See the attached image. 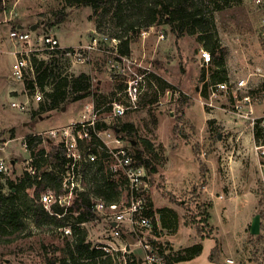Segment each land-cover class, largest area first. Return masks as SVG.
Segmentation results:
<instances>
[{
	"label": "rangeland",
	"instance_id": "1",
	"mask_svg": "<svg viewBox=\"0 0 264 264\" xmlns=\"http://www.w3.org/2000/svg\"><path fill=\"white\" fill-rule=\"evenodd\" d=\"M241 1L247 17L236 23L213 10L210 0H200L226 50L229 79L248 81V91L255 98V116L261 117L264 115V8L254 6L251 0ZM109 2L117 4L116 0ZM115 4L106 6L109 12L96 13L91 6L76 5L71 0H7L9 20L5 23L0 12V40L1 37L12 40L17 50H32L30 54L47 61L50 54L40 36H53L59 41V50L74 49L73 53L56 55L57 71L62 75L85 72L92 88L83 100L68 103L61 109L41 110L42 103L35 105L33 92L26 89L24 82L10 79L15 57L0 50V160L8 167L2 172L3 192H9L8 179L17 181L33 165L25 138L43 135L42 144L48 156L39 162L40 173L56 168L51 152L60 139L48 141V132L83 120L84 114H90L87 111L90 105V110L97 112L99 127L108 132L104 135L108 146H117V138L122 146L132 150L134 157L140 150L143 158L151 161L154 170H147L146 180L155 215L150 229L132 230L124 225L120 236L115 238L111 213H98L97 220L81 226L88 242L112 243L120 249L127 246V253L133 256L134 249L143 250L145 255L147 243L165 254L176 250L175 247L183 251L204 243L200 256L183 264H213L212 261L223 264L224 258H233L237 264H264V211L259 167L249 137L250 121L234 114L230 100L223 94L206 99L212 101V106L204 101L202 91L206 84L212 85L210 75L216 62L212 58L209 64L202 65L204 44L199 41V29L188 27L178 36L165 23L146 26L145 13L139 15L136 2L126 4L122 14L125 23L119 24L114 16ZM127 22H133L136 27L129 29ZM19 25L32 31L30 42L17 43L10 36ZM125 39L129 40V55L120 52L119 46ZM203 71L207 76L202 82ZM31 76L28 67L26 80ZM49 82L50 79L40 92H47ZM136 85L139 94L135 105L116 119L115 105H128L130 98L126 92ZM26 97H30L31 103L28 110L12 107L13 102ZM90 143L99 145L95 140ZM119 178L121 199L129 202L123 189L125 179L122 175ZM25 194L28 199L33 198L34 188L26 189ZM72 200L70 207L74 205ZM217 202L219 209L214 206ZM167 206L173 208L172 213ZM225 209L230 212L227 216ZM67 217L71 223L75 222V216ZM28 222L31 230L28 236L12 243L0 242V264L68 262L75 240L72 232L64 233L55 226L39 229L32 214ZM221 248H226L224 258L220 255Z\"/></svg>",
	"mask_w": 264,
	"mask_h": 264
},
{
	"label": "trees",
	"instance_id": "2",
	"mask_svg": "<svg viewBox=\"0 0 264 264\" xmlns=\"http://www.w3.org/2000/svg\"><path fill=\"white\" fill-rule=\"evenodd\" d=\"M110 0H71L76 5L91 6L97 13L102 10L109 12L110 8H106ZM115 14L117 23H125L122 20L123 11L126 10V4L136 2L139 5V15L145 13V25L167 24L177 35L180 36L188 27L199 29V41L204 44V50L208 51L211 59L214 58L216 68L212 70L210 80L212 83L224 82L229 79L227 67L225 63V48L221 45L217 33L212 26L213 21L208 13L205 12L203 4L200 0H116ZM213 10L222 13L223 17L233 20L236 23L241 21V17H247L246 8L242 7L241 0H210ZM7 6V2H6ZM106 8V9H105ZM2 2H0V12H3ZM135 10V9H134ZM60 17V16H59ZM62 20V17H61ZM59 20V21H61ZM129 29L136 27L133 22L128 23ZM128 29V28H127ZM138 32V31H136ZM120 47L123 55H129V40L125 39ZM74 49L66 48L55 50L50 54V58H37L36 54L31 55L30 63L32 76L25 81V87L30 92H35L36 88L45 87L47 80L50 79L49 89L47 92L42 90L45 95L39 109H47L49 111L61 109L68 103H74L86 98L92 88L90 77L87 73L81 72L78 75L60 74L55 63L56 55H66L73 53ZM206 72L201 74V81L206 80ZM206 84L202 91V97L208 99L209 86ZM40 89V90H41ZM120 130V129H118ZM33 158V166L37 169L39 162L44 161L48 156L43 146V135H28L25 138ZM144 143L152 147V144L143 140ZM100 145L101 148L98 146ZM99 145L94 148V152L98 155L99 160L91 165L85 175L84 191L75 200L71 207H63L59 204L51 206V212L46 210L45 206L39 202L41 194L47 191H54L57 194H63L61 179L54 171L43 172L41 179L38 176L33 177L26 171L17 181L8 179L6 185L9 188L8 193H4L2 184L3 173L0 171V242L12 243L18 239H22L31 233L30 224L28 222L29 214H32L34 225L39 229L45 226H55L62 229L70 227L72 237H75L72 248L69 250V259L65 264H138L136 258L132 254H126V262L123 260L121 252H109L105 244L93 245L87 241V233L81 227L83 223H88L98 219V213L94 209L95 200L99 199L106 203H119L121 201V180L115 178L109 171L108 165L103 160L107 157V148L100 141ZM51 152L52 158L57 166L63 167L67 162L66 151L62 143L53 146ZM136 166H144L146 170L152 172L151 161L143 158L142 151H138L135 156ZM138 161V162H137ZM35 164V165H34ZM121 175V174H120ZM119 175V176H120ZM123 176V175H122ZM124 178V177H123ZM124 186V185H123ZM34 188V196L31 199L25 194L26 189ZM23 193V194H22ZM146 207L144 214L149 218L154 217L153 204L150 198H146ZM172 213V210H168ZM77 213V215H75ZM75 216V222L71 223L67 215ZM172 219L175 216L171 214ZM165 220V216L162 215ZM166 222V221H165ZM203 251L202 244H196L191 247L184 248L183 251H173L165 254L161 250L160 255L163 256L165 264H177L181 261H188L199 256Z\"/></svg>",
	"mask_w": 264,
	"mask_h": 264
},
{
	"label": "built area",
	"instance_id": "3",
	"mask_svg": "<svg viewBox=\"0 0 264 264\" xmlns=\"http://www.w3.org/2000/svg\"><path fill=\"white\" fill-rule=\"evenodd\" d=\"M252 4L258 8H264V0H251ZM3 6V14L5 16L4 22H7L6 0H0ZM12 39L19 42H30L33 36L32 31L23 30L21 26H17L10 34ZM42 45L45 46L48 53H52L59 49V41L53 36L43 35L40 36ZM37 51V50H36ZM32 50L20 48L16 52V61L13 65L11 79L16 82L25 83V71L30 66V57L33 54ZM37 55V54H36ZM202 65L209 64L211 55L208 51L202 50L201 54ZM264 77V76H263ZM248 81L245 78H238L224 82L212 83L209 86V97H216L219 94L226 96L233 108L234 114L240 118L250 121V141L253 142L256 162L259 167V180L261 181V207L264 211V115L261 117L255 116V98L248 91ZM132 90H134L132 92ZM130 100L128 105L123 103L116 104L114 107V115L116 119L123 116L127 109L133 108L135 105L136 97L139 94L137 85L126 92ZM35 105L39 106L44 101L43 92L36 88L35 92L31 95ZM208 97V98H209ZM30 97H26L21 102H13L11 105L21 111L28 110L31 106ZM204 99V98H203ZM207 102V100H204ZM207 102L208 105H213ZM89 115L84 114L83 120L64 126L59 129H54L48 132L50 141L52 138H59L66 151L67 162L63 167L57 166L54 169L46 170L45 172L54 171L62 181V187L65 190L63 194H57L54 191H47L41 194L39 202L43 204L50 213L53 204H59L63 207H70L69 200L74 204L75 200L79 197L80 193L84 191V180L88 168L95 164L99 157L94 152L95 145L90 141L95 140L102 142L107 148V157L103 162L108 165L110 173L118 179L119 175H123L125 184L123 189L127 192L129 202H124L122 199L119 203H106L102 200L96 199L94 209L97 213L106 214L111 213L113 220L111 221L112 235L118 238L121 233L122 226H129L132 230L135 228L150 229L152 227V219L144 214L146 207V198L149 196L150 186L147 178V170L144 166H136L134 154L130 148L121 145V140L115 138L117 146L110 147L106 144L104 135L108 132L99 127V119L95 109L87 106ZM42 135V134H39ZM58 145V144H57ZM99 148L100 145L98 146ZM25 148L28 146L25 144ZM33 160V158H32ZM4 160H0V171H7ZM33 177L38 176L41 179L40 171L32 165L28 171ZM83 223L82 225H85ZM62 232L71 233L69 227L60 229ZM107 250L109 252H121L123 260L126 262L125 255L127 253V246L124 248H117L112 243H108ZM147 250L144 263L142 264H165L163 256L160 255L159 247H153L147 243L144 245ZM156 251V253H155ZM126 264V263H124ZM223 264H237L233 258H226Z\"/></svg>",
	"mask_w": 264,
	"mask_h": 264
},
{
	"label": "crops",
	"instance_id": "4",
	"mask_svg": "<svg viewBox=\"0 0 264 264\" xmlns=\"http://www.w3.org/2000/svg\"><path fill=\"white\" fill-rule=\"evenodd\" d=\"M6 2H7V0H6ZM17 2V1H16ZM7 11V10H6ZM2 14H3V12H2ZM3 16H4V14H3ZM5 19V16H4V18H3V20ZM7 19L9 20V18H8V13H7ZM8 22V21H7ZM7 22H5V23H7ZM19 26H21L22 28H24V26L23 25H19ZM4 38H2L1 37V40H0V50H1V52L2 53H5V52H9L10 54H12L14 57H15V59H16V52H17V47L15 48L14 46H15V44H14V42L12 41V40H10V41H8V40H3ZM12 43H13V45H12ZM1 53V54H2ZM11 79V78H10ZM25 84V83H24ZM68 125H70V124H68ZM67 125V126H68ZM249 136H250V133H249ZM28 149V148H27ZM215 192V191H214ZM220 198V197H219ZM214 206H218V208L217 209H219V207H220V204H218V202H217V204H215ZM226 206L227 207H229L230 205H229V202L226 204ZM169 209H173L171 206H167ZM216 210V208H213V210ZM228 213H230V212H228V210L227 209H225L224 210V216H227L228 215ZM214 215V214H213ZM87 224V223H86ZM103 244H105V245H107L108 243L107 242H104ZM137 246L139 245V244H136ZM136 246V247H137ZM202 246H203V249H204V243L202 244ZM139 247V246H138ZM134 249V248H133ZM175 249L176 250H174V251H177V247H175ZM135 250L136 249H134L133 251H134V256L136 257V260H137V262H138V264H142V263H144V258H145V255H143L142 253H143V250H139V251H137V252H135ZM225 252H226V248H221V252H220V255L222 256V258H224V256H225ZM139 253H141L140 255H139ZM200 256V255H199ZM198 257V256H197ZM197 257H194L193 259H191V260H188V261H181V262H178L177 264H183V263H185V262H191V261H193L195 258H197ZM226 258H224V260H225ZM218 260V259H217ZM213 262V264H217L216 262H218V261H216V262H214V261H212Z\"/></svg>",
	"mask_w": 264,
	"mask_h": 264
}]
</instances>
